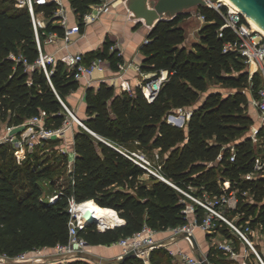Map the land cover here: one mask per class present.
<instances>
[{
    "label": "trees",
    "instance_id": "trees-1",
    "mask_svg": "<svg viewBox=\"0 0 264 264\" xmlns=\"http://www.w3.org/2000/svg\"><path fill=\"white\" fill-rule=\"evenodd\" d=\"M31 1L34 14L46 20L44 27L37 28L41 45L51 33L62 36L55 17L57 5ZM64 1L81 32L84 25L80 17L96 0ZM15 4L16 0H0V133L4 125H21L40 113L47 126L58 127L67 117L61 102L69 107L67 97L78 90L79 83L59 59L54 66H47L48 77L36 66L38 49L30 14L27 7ZM194 10L204 17L202 23L191 19L189 12L160 20L139 49V71L149 75L141 84L166 74L152 101L143 96L140 84L130 87V92L116 91L105 82L85 89L84 117L80 119L86 129L74 124L73 133L68 134L74 158L67 170V156L56 153L55 141L37 143L22 163L16 161L9 144L0 145V256L13 259L67 244L70 199L77 204L91 200L114 211L119 219L112 225L115 227H100L103 231L94 223L79 229L78 237L88 246L116 244L144 226L155 232L183 226L189 221L182 212L185 203H193L172 185L194 197L219 195L222 187L236 191L237 208L225 216L232 219L237 215L238 226L248 222L251 229H260L264 235V175L244 178L252 172L259 150L245 134L255 123L247 113L249 105L242 91L250 88L255 95L261 85L260 74L254 73L249 81L242 57L223 51V45L235 37L223 28V20L214 9L198 6ZM187 19L201 24L195 40L188 39ZM113 46L105 37L98 49L84 55L83 62L100 58L116 72L122 58L119 50H110ZM209 84L230 91H211ZM176 111L189 112L182 127L167 122L168 115ZM47 145L51 154H56L52 162L38 159V152ZM231 147L233 161L229 160ZM124 150L143 155L151 152L152 156L156 151L161 173L172 185L148 174L129 160ZM57 168L68 172L69 181L51 202L41 198L39 179ZM143 176L147 180H142ZM193 207L199 224L204 210L195 204ZM217 224L220 226L213 234H206V239L220 236L238 249L241 241L236 235L223 222ZM167 253L161 247L153 249L149 261L157 264L154 258ZM206 257L215 264H232L214 246H209ZM136 262V257H130L104 264ZM66 264L89 263L75 259Z\"/></svg>",
    "mask_w": 264,
    "mask_h": 264
},
{
    "label": "built area",
    "instance_id": "built-area-1",
    "mask_svg": "<svg viewBox=\"0 0 264 264\" xmlns=\"http://www.w3.org/2000/svg\"><path fill=\"white\" fill-rule=\"evenodd\" d=\"M46 1H52L57 5V10L55 12V17L57 18V23L62 27L63 34L58 36L56 33H51L47 35L44 42L53 43L56 39H60L62 42V49L66 50L71 42L72 36L78 35L80 33L78 24L75 22L74 25H70L68 21V10L65 6L64 0H35L37 4H44ZM124 5H125V0ZM16 7H27V10L31 17L32 27L35 33V40L38 49V58L35 61L37 67L41 68L45 75L48 77L47 66H54L56 59L51 55L43 54L42 45L39 41L37 28H42L45 26L46 20L42 15H35L33 11V4L31 0H16ZM112 5L111 0H96V3L89 6V9L81 15L80 19L84 26L96 21L103 13L107 12ZM212 5V6H211ZM223 6L221 3L209 4L208 7L214 9L223 20V28H228L234 35V40L227 42L223 45V51H231L237 53L242 57L244 63L248 67L249 81L251 76L258 72L261 78V85L256 90L255 95H252L251 89L246 88L242 92L247 97V103L251 106L257 116L258 123L254 124L250 128V133L248 138L251 140L252 144L259 150L257 156L253 162L252 172L244 176L245 180H251L254 177H261L264 175V36L259 32L254 31L249 26V22H242L240 12H237L230 6L224 5L225 10L221 11L220 8ZM129 15L131 13L128 11ZM190 18L195 19L202 23L204 17L197 13L195 10H190ZM42 17V20L39 19ZM132 18V17H131ZM133 19V18H132ZM136 20V19H133ZM138 21V20H136ZM142 22V21H141ZM146 40L144 41V43ZM113 47H110L112 50ZM116 49V48H115ZM120 55V53H119ZM10 57L14 60H19L20 58H15L12 55ZM84 55L81 53L76 54H65L60 60L63 64L72 72L74 79L80 83L85 82L86 86L89 87L93 83V76L95 73H103L108 70V65L105 60L100 58H93L87 63L83 62ZM124 70L122 63L118 64V73ZM165 73L162 72L161 75L152 80H148L143 84H140V90L147 101H152L160 89L162 81L165 79ZM120 74H117L116 78H120ZM126 91L130 92V86L125 82H120V92ZM61 102V101H60ZM67 117L64 119L62 124L58 127H51L46 125L45 116L43 113L32 116L27 119L21 125H4L2 132L0 133V145L9 144L12 149L24 156L30 153L34 146L41 141L54 140V139H65L68 134L73 133L74 124L78 125L84 129L85 126L76 118L75 114L63 103L61 102ZM181 112V111H179ZM181 118L177 119L178 123L171 122L172 115H168L167 122L179 127L185 124L186 119L189 116V112H181ZM64 153V150H61ZM122 153L133 163L138 165L140 168L145 170L148 174L154 176L155 178L170 184L164 179L161 173V167L158 164L159 157L157 152L153 153L152 161L149 160L145 155L139 152H129L122 151ZM230 161H233V148L231 147ZM172 185V184H170ZM177 191L183 194L187 199H189L193 204L198 205L204 210V215L201 218L199 224L196 223V219L193 215L194 207L191 203H185V208L182 210L183 214L189 220L187 224L179 226L176 228L168 229L171 235L176 237L180 236L182 233L193 234V230L198 228L205 234L211 235L215 232L218 222H223L226 224L230 230L236 235L238 240L243 244L247 245L254 255V261L249 257V254L244 250H237L231 246L227 240L223 241H213L212 246L218 251L222 252L232 264H264V257H262L255 249L253 245L252 238L254 237L255 230L248 226V222L244 225L238 226L236 224L237 215L232 219H228L225 216V212L234 211L237 208L238 196L236 191H227L225 187L221 188V193L219 195L209 196L203 193L200 197H194L179 188L172 185ZM243 197L247 198V193H241ZM54 197L51 202L55 199ZM77 203L72 199L69 200V206L67 209L70 215L68 221V242L65 245H57L53 249L61 254L62 260L69 261L75 260L65 259L64 256L72 253H79L80 258L84 259L85 250L89 247L86 241L79 238L77 233L85 224L83 223V218L80 214L75 212ZM111 226L109 228H112ZM103 231L105 229H100ZM108 229V228H106ZM153 230L144 226L139 232L133 234L132 236L120 239L116 244L122 249L121 256H124L128 252H134V257L147 258L149 252L153 249L163 247L162 242L157 241L153 238ZM39 250V249H38ZM37 251V250H35ZM35 251L26 252L16 257L19 260L24 259L27 253H33ZM172 255H177L183 264H201L199 261V256H190L181 251H168ZM204 259L207 264H215L212 261L207 260L206 254L200 256ZM78 259V260H79ZM147 261V260H145Z\"/></svg>",
    "mask_w": 264,
    "mask_h": 264
},
{
    "label": "crops",
    "instance_id": "crops-1",
    "mask_svg": "<svg viewBox=\"0 0 264 264\" xmlns=\"http://www.w3.org/2000/svg\"><path fill=\"white\" fill-rule=\"evenodd\" d=\"M111 1L112 5L107 12L103 13L93 23L84 26V29L78 35L72 36V42L66 50L62 49V42L60 39H56L50 44L43 41L42 52L43 54L53 56L56 60H60L67 53H81L85 55L86 53L98 49L105 37H108L114 42V47L119 50L124 70L120 73H118V71L112 72L109 69L103 73L97 72L93 76V83L91 86L96 88L100 82H105L109 85H113L116 91L120 92L121 81H125L132 88L138 86L143 80L149 77L148 74H143L139 71V64L141 61L139 49L144 43L150 29L146 27L143 22L131 18L123 0ZM64 3L68 10L69 24L74 25L76 20L75 16L68 4L65 1ZM40 17L41 16H39V19L42 20ZM189 19H187V21H189ZM194 22L197 24L195 27L187 28L189 40L196 39L197 29L201 25L197 21ZM136 24L139 26L134 29ZM117 74L121 75L120 78H116ZM86 88L85 82L82 81L79 83L78 90L67 97L69 108L75 112L74 114L80 116V118L84 117V92ZM255 231L259 233L260 238L258 239L256 237L253 245L256 251L264 257V235L260 232V229H256ZM192 235L197 246L195 251H193V247L187 240L180 238V236H172L168 233V230L154 232L153 238L162 242L164 249L167 251H181L190 256L197 257L207 253L209 246H212V240H225L220 236H215L212 237V240H207L206 234L198 228L193 230ZM208 243H210V245H208ZM242 245L244 244L240 242L237 250H243ZM121 252L122 249L117 244H113L110 246H89L85 250V255H87L88 258L98 257L104 261L112 262L121 259ZM248 254L254 261V255L251 251Z\"/></svg>",
    "mask_w": 264,
    "mask_h": 264
},
{
    "label": "rangeland",
    "instance_id": "rangeland-1",
    "mask_svg": "<svg viewBox=\"0 0 264 264\" xmlns=\"http://www.w3.org/2000/svg\"><path fill=\"white\" fill-rule=\"evenodd\" d=\"M223 6H224V4H223ZM194 9L195 8H192L191 10H194ZM40 18L42 19V17H40ZM241 18H243L245 20V22H247V24H248V20L245 16L241 15ZM196 25L197 24L194 21H189V23L187 24L188 27H195ZM251 29H252V27H251ZM247 69H248V67H247ZM208 90L220 91L223 94L230 91L227 88H225L219 84H209ZM72 113L74 114L75 112L72 111ZM247 113L254 120L255 124L258 123V120H259L258 116H257L255 110L251 106H248ZM171 115L173 118L179 119V118H181L182 113L179 111H176L175 113H173ZM75 116L81 122L80 116H79V118L76 114H75ZM171 121L175 122V119H171ZM249 133H250V129L245 133L246 136H248ZM50 141L56 142V145L54 144V146H56L55 147L56 151H57L56 153L65 154L67 156V164H66V170H67L70 167V164H71L73 157H74V154L70 149L71 136H66L65 139H54V140H50ZM48 148H50V145H47L46 148H44L43 152L42 151L38 152V154H37L39 157L38 159L47 158L48 162H52V160L55 159L56 154H51V151ZM62 149L64 150V153H62V151H61ZM12 151H13V156L15 157L17 162L22 163L24 160H26L25 159L26 154L24 156H22L21 154L16 152L14 149H12ZM144 154L149 160L152 161L153 156H152L151 152L150 153H144ZM66 170L57 168V169H54L50 172H47L46 174H44L39 179V184L42 188V193H41L42 199L51 201L58 192L62 191L66 187V185L69 181L68 172ZM142 180H147V176H143ZM93 223L96 225V228L98 229L97 223H95V221ZM89 224H91V223H89ZM85 225H87V224H85ZM168 233H170V231H168ZM256 237L258 239L260 238V235L258 232H255L254 237L252 238L253 242H254V239H256ZM208 245H210V243H208ZM161 248L164 249L163 247H161ZM242 248L245 252H248V253L250 252V249L247 245H245V244L242 245ZM149 254H150V252H149ZM149 254H148L147 258H144V259L137 257L136 264H152L149 261ZM83 256H84V259H86L85 261L88 262L89 264H104V263L108 262V261H104L103 259H99L98 257L88 258V256L85 254ZM154 259L156 262H158L157 264H183L181 262L179 256L172 255L169 252L167 254H165V256L164 255L162 257L156 256ZM79 260H83V259H79ZM119 260H114V261H112V263L118 262ZM145 260H147V261H145ZM66 263H67V261L62 260L61 254L58 253L53 248H42V249H39L33 253H27L25 255L24 259H22V260L21 259L19 260V258L18 259H16V258L9 259V258H6L4 256H0V264H66Z\"/></svg>",
    "mask_w": 264,
    "mask_h": 264
},
{
    "label": "water",
    "instance_id": "water-1",
    "mask_svg": "<svg viewBox=\"0 0 264 264\" xmlns=\"http://www.w3.org/2000/svg\"><path fill=\"white\" fill-rule=\"evenodd\" d=\"M241 13L252 21L254 24L264 30V0H232ZM218 3L217 0H125V7L131 13V17L151 29L156 22L160 20H169L177 15L188 13L192 8L198 6H209V4ZM94 220L90 213L83 217V223H93ZM118 226V225H117ZM115 227V226H114ZM180 238L187 240L193 247V251L197 249L194 237L190 233H182ZM134 257V252H128L121 257L119 261L126 258ZM65 259H79V253L67 254ZM201 264L207 262L199 257Z\"/></svg>",
    "mask_w": 264,
    "mask_h": 264
},
{
    "label": "bare ground",
    "instance_id": "bare-ground-1",
    "mask_svg": "<svg viewBox=\"0 0 264 264\" xmlns=\"http://www.w3.org/2000/svg\"><path fill=\"white\" fill-rule=\"evenodd\" d=\"M217 1L221 4L230 6L233 9H235L237 12L241 13V10L232 0H217ZM247 20L254 31L259 32L262 36H264V30L262 28L254 24L248 18ZM171 119H175V118H171ZM173 123H178V120L175 119V122ZM75 212L77 214H80L82 218L85 217L86 214L90 213L92 215L93 220L95 221V223H97L99 228L105 227L107 225L112 226L113 224H117L119 222L117 214L114 211L106 208H102L97 204L93 203L91 200L77 204L75 208ZM115 217L117 219L114 221Z\"/></svg>",
    "mask_w": 264,
    "mask_h": 264
}]
</instances>
